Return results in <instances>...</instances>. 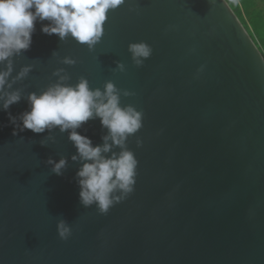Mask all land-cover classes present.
<instances>
[{
	"label": "water",
	"instance_id": "obj_1",
	"mask_svg": "<svg viewBox=\"0 0 264 264\" xmlns=\"http://www.w3.org/2000/svg\"><path fill=\"white\" fill-rule=\"evenodd\" d=\"M35 28L13 75L33 70L15 87L39 93L62 68L71 84L83 76L92 88L111 80L134 93L121 104L144 113L127 141L136 184L107 214L85 208L68 133L14 136L0 111V264H264V58L228 3L129 0L109 11L92 51ZM139 41L153 48L141 67L128 52ZM28 107L21 99L8 111ZM77 131L97 145L107 130L95 119ZM49 135L55 142L42 145ZM62 156L56 175L47 160ZM60 219L72 228L67 240Z\"/></svg>",
	"mask_w": 264,
	"mask_h": 264
},
{
	"label": "clouds",
	"instance_id": "obj_2",
	"mask_svg": "<svg viewBox=\"0 0 264 264\" xmlns=\"http://www.w3.org/2000/svg\"><path fill=\"white\" fill-rule=\"evenodd\" d=\"M127 2L129 0H0V111L8 114L14 136L25 130L35 134L46 130L52 133L57 128L60 133H68V140L76 149L71 160L79 163L76 182L80 204L85 208L94 204L100 214H107L110 208L125 200L136 184L139 162L127 141L143 127L144 113L131 104H121L122 95L128 97L134 93L117 88L111 80L106 81L102 89L90 87L83 76L71 84L68 82L71 77L58 68L53 71L57 77L55 83L39 93L32 91L25 96L15 85L29 75L33 65H24L13 75L14 59L30 49L36 23H40L42 33L55 34L61 41L71 38L92 51L104 35L109 11ZM129 10L138 12V7L133 4ZM128 52L134 65L141 67L151 57L153 48L146 41L131 42ZM60 62L74 65L76 60L65 56ZM115 70L124 72L125 64L117 61ZM21 99H26L29 107L13 116L8 110ZM95 119L107 130L101 137L102 143L97 145L77 131ZM46 141L55 142V138L49 135L41 144ZM136 143L139 147L142 140L137 138ZM47 164L51 165L52 173L63 175L68 158H49ZM56 230L61 240L72 235V228L64 219L57 221Z\"/></svg>",
	"mask_w": 264,
	"mask_h": 264
},
{
	"label": "trees",
	"instance_id": "obj_3",
	"mask_svg": "<svg viewBox=\"0 0 264 264\" xmlns=\"http://www.w3.org/2000/svg\"><path fill=\"white\" fill-rule=\"evenodd\" d=\"M264 58V0H225Z\"/></svg>",
	"mask_w": 264,
	"mask_h": 264
}]
</instances>
